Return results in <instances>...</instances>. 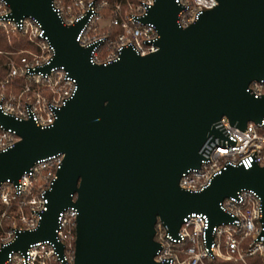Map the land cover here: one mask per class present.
I'll list each match as a JSON object with an SVG mask.
<instances>
[{
	"label": "water",
	"instance_id": "1",
	"mask_svg": "<svg viewBox=\"0 0 264 264\" xmlns=\"http://www.w3.org/2000/svg\"><path fill=\"white\" fill-rule=\"evenodd\" d=\"M6 1L14 19H39L56 51L44 69L64 65L78 90L48 130L0 113V122L22 139L0 154V182H18L38 158L67 154L39 229L20 234L0 253V264L13 250L26 252L29 243L55 240L59 213L71 205L79 209L75 264H153L159 220L174 235L190 212L206 213L211 225L232 221L217 202L243 187L260 193L264 222L258 164L249 171L227 166L199 195L177 183L187 168L200 166L199 150L209 136H225L211 128L214 121L227 114L245 128L264 118V96L257 100L244 91L264 78V0H220L183 31L175 24L182 6L156 0L142 20L157 25L161 50L141 58L127 46L107 67L92 65L93 45L77 40L88 15L63 26L53 0Z\"/></svg>",
	"mask_w": 264,
	"mask_h": 264
},
{
	"label": "built area",
	"instance_id": "2",
	"mask_svg": "<svg viewBox=\"0 0 264 264\" xmlns=\"http://www.w3.org/2000/svg\"><path fill=\"white\" fill-rule=\"evenodd\" d=\"M179 4L182 8L178 12L177 23L192 24L200 15V9H198L195 0H179ZM84 5L86 10H82L79 7V0H53L54 8L63 10V21H66L67 25L74 24L82 17L88 15L77 36V40L85 47L93 45L91 57L95 62L104 63L108 59L115 60L120 56L123 48L127 46H131L137 51L150 52L155 44H158V41L156 42L157 31L155 29L148 30L149 21L142 20L144 9L146 8L143 0H116L114 2H110L109 0H106V2L105 0H93L91 7L88 6V0H84ZM106 6L110 9L109 28L102 30L104 18L102 10ZM205 10L203 9V11ZM0 12H7V16H0V21H2L0 27L4 28L9 36L11 33L22 32L33 42L32 47L20 48L16 56L8 57L5 63L6 71L0 72V96L4 97L3 100H0V103H12L13 106L20 105L26 111L28 117L37 123L42 124L48 119L54 121L55 115L58 116V109L67 100L65 92L71 91L74 88L73 82L66 74L67 69H61L60 65L52 66L50 70L44 69L52 61L51 42L45 34L30 38L31 32L37 28L44 33V29L38 18L24 16L19 20L14 19L10 16L11 9L6 0H0ZM113 26H119L120 30L113 32L111 30ZM25 61L27 62L26 64L24 63ZM13 66L17 68L18 72L24 70L23 75L13 77L11 75ZM69 76L74 78L77 83V79L74 76L70 73ZM248 89L253 94H264V78L252 80ZM12 96H15L17 99L10 100L9 98ZM248 128H253L256 134L264 137V125L260 121H249L245 128L231 124V127L227 130L222 128L225 136L211 135L206 139L199 150L203 155L202 161L204 163L194 168H199L200 171H203L213 163L217 148H237V140H240L241 143L244 142V133L247 132ZM5 136L9 140L18 141L20 139L15 129L11 127L7 128L3 125L0 126V140ZM251 150L255 151V149ZM254 158H258L260 163L264 164V150L256 152ZM62 160L63 154H60L58 157L56 155H49L34 163L28 169L29 174L27 178L31 182L30 191H21L18 188L19 181L15 182L7 179L0 182V193L7 192L10 199L9 205H5L0 201V226L2 228L0 236L9 231H15L16 233L21 231L24 228V220H28L29 222L33 220L39 221L40 215L43 217L44 212L41 213L43 206L40 200L42 194H46V198L49 201L46 193L47 187L51 183V177L58 173V165ZM219 164L221 168L225 166L223 160H220ZM194 175L195 173H189L188 178L191 179ZM254 190L257 194L247 190L241 191L239 195H236L235 202L232 204H228L229 196L225 197L224 211L231 215V212L239 210L244 215H250L255 208L260 212L261 217H263L262 197L256 189ZM235 194H231L230 196H234ZM72 195L75 200L77 194L74 193ZM32 199L37 200L35 206L27 203ZM34 208L37 210L34 211ZM76 208L75 205H71L60 211L59 219L61 223L60 226L58 224L55 240L46 238L31 243V251L38 253L34 262L31 255H29L28 247L26 252L21 250L11 251L13 259L9 261L7 258L2 264H21V261H23V264H75ZM231 216L233 217L232 221H223L213 225L210 223V228L207 230V243L205 244L203 240H200L196 245H193L188 239L179 243H172L168 239L169 234L179 240L178 235L171 233L167 225L159 220L156 225L155 238L160 245L164 246L161 248V253L167 251L168 245L171 244L172 252L179 258L180 264H183L184 260L189 259L187 256V249L189 247H196L197 250H200L201 247L210 249L215 242L220 252L224 255L236 257V259L232 260L235 264H245V262L246 264H264V257H261L259 253L252 255V249L258 243H264V231L260 232L255 241H253L251 236L244 238L245 229L234 222L240 220V216ZM200 219L201 217L197 215L186 217L179 231L187 229L191 232L194 224L199 222ZM5 220L7 221L6 224L4 223ZM254 223L257 227H264L262 219H258ZM13 225H15V228H13ZM211 227H218L223 234L216 237L211 232ZM228 237L238 242L239 250L245 258L244 261L238 259V252L231 251L227 243ZM59 243L63 244L62 252L58 249ZM254 256H257L258 260L250 262L249 258ZM218 259L220 258L209 251L208 256L203 258L201 264H214L215 260Z\"/></svg>",
	"mask_w": 264,
	"mask_h": 264
},
{
	"label": "clouds",
	"instance_id": "3",
	"mask_svg": "<svg viewBox=\"0 0 264 264\" xmlns=\"http://www.w3.org/2000/svg\"><path fill=\"white\" fill-rule=\"evenodd\" d=\"M176 2L177 4H179V0H176ZM92 3H93V0H88L89 7H91ZM195 3L198 9H200V15L190 25L179 24L175 22L178 29L182 31L187 30L191 25H193L194 23L198 21L200 16L204 13L203 9H207V11L214 10L215 8L219 7L220 0H195ZM143 4L146 5V8L144 9V15H143V18H145L147 17L149 13V9L155 7L156 0H143ZM79 7L82 10H86L85 5H84V0H79ZM53 11L56 12L57 16L63 21V10L53 9ZM69 11H71V9H69ZM0 16H7V12H0ZM0 23H2V21H0ZM38 23L40 22L38 21ZM66 25H67V22L63 21V26H66ZM125 27H127V25H125ZM151 29H155L157 31L158 35L156 37V42L159 41L161 39V35L155 23L149 21L148 30H151ZM37 35L43 36L44 33L43 31H40L39 28H37L31 32L30 38H35V36ZM50 49H51V58L53 60V58L56 55V51L52 43L50 44ZM132 50L136 54H138L141 58H144L150 54H155L159 52L161 49H160V46L156 43L150 52L137 51L135 48H132ZM120 59H121V54L115 60L108 59L107 62H104L101 65L100 63L95 62L91 56L89 57V61L92 65L105 66V67L109 66L112 63L119 62ZM24 63L26 64L27 62L25 61ZM59 67L61 69L66 70L64 65H60ZM23 71L24 70H20L18 72L17 68L13 66L11 75L13 77H16L18 75L22 76ZM66 74L68 78L73 82L74 88L71 91L65 92V95L67 96V100L64 102L63 107L66 106L68 101L74 99L75 94L78 90V84L76 83L75 79L69 76V73L67 70H66ZM244 91L247 95L252 96L254 99H257V100L262 99V95H264V94L250 93L247 87L245 88ZM3 99L4 97L0 96V100H3ZM9 99L16 100L17 98L15 96H12ZM107 103L108 102L105 101V106H107ZM63 107L59 108L58 110L62 109ZM0 113H3L5 117L13 118L18 123H26L30 120L26 111L20 105L13 106L12 103H0ZM57 119H58V116L55 115L54 121L51 119H48L42 124L37 123L35 120H33V122L38 128H40L41 131H44V130H48L54 127L55 121ZM99 119L100 118L97 117V121ZM237 122L238 120L236 121V123ZM260 123L264 125V118L260 120ZM231 124L233 123L230 117L227 114H225L221 116V118L218 121H214L213 124L211 125V128L216 129V130H221L223 128L227 130L228 128L231 127ZM0 126H3V124L0 123ZM20 142H22V139L20 141L9 140L8 137L5 136L2 140H0V154H6L9 150L14 149V147ZM237 145L238 147L235 149H226L222 147L217 148L216 153H215V161L211 163L208 167H206L203 171H200L199 168H192V167H189L185 171H183L177 182L180 190L188 192L189 194H195V195L201 194L202 192H204L207 188L211 186L213 180L218 175H221L222 171L226 170L227 166L229 165L232 166L233 168H239L240 166H243V169L245 171H249L253 168L254 164H258L262 169H264V164L260 163V160L258 158H254L256 152H260L264 150V137H261L260 135L256 134L253 128H248L247 132L244 133V142L241 143L240 140H237ZM251 149H255V151H252ZM60 154H63V160L58 165V170L61 169L62 162L65 160L67 154L65 152H58V153H54L50 155V156L56 155L58 157ZM198 155H201L199 151H198ZM44 158L45 157L38 158L36 162ZM220 160H223L225 163V166L223 168H221L219 164ZM201 163H204V162L200 161V164ZM189 173H195L194 177L189 179L188 178ZM28 174H29V170H26L18 178V181H19L18 188L21 191L23 190L30 191L31 189V182L27 178ZM58 178L59 177L57 174L51 177V183L47 187V192H51L54 190L53 186H54L55 181ZM243 190L256 193L254 189L240 188L239 190H237L234 196L228 197V204H232L233 202H235L236 195H239V193ZM71 196H72V193H70V198ZM0 201H2L5 205H9L10 204L9 194L7 192L0 193ZM27 203H29L32 206H35L37 204V200L32 199L28 201ZM40 203L43 206L41 213L47 211V204L49 203V201L46 198V194H42ZM217 204H218V208L223 212L225 210L224 209V199L221 201H218ZM76 209H77L76 216L78 217L79 209L78 208ZM36 210L37 209L34 208V211ZM191 215H197L201 217V219L199 220V222L194 224L191 232H189L187 229H181L177 234L179 237V240H177L176 238L172 237L169 234L168 239L172 243H179L185 239H188L193 245H196L198 241L200 240H203L205 244L207 243V235H208L207 230L210 228L209 217L207 216L206 213H203V212H199V213L190 212L187 214L186 217H189ZM231 215L240 216V220H236L234 222L237 223L240 227L245 229L244 238H248L249 236H251L253 241H255L256 237L259 236L260 232L264 231V227H257V225L254 223V221L258 219H262L260 212L255 208L252 210L250 215H244L239 210L231 212ZM41 220H42V215H40L39 221L33 220L29 222L28 220H24L23 221L24 228L19 232V234H17L15 231H9L3 234L2 236H0V253H3L5 249H11V246L15 244V242L19 239L20 234L24 232H28V233L36 232L39 229ZM241 221H243V223H241ZM57 222L60 226L61 222H60L59 216H58ZM13 228H15V225H13ZM57 230L58 228L56 229V233H57ZM211 232L216 237H219L220 235L223 234L222 231L218 227H211ZM227 243L231 251L239 253L238 259L240 261H244L245 258H244L243 253L240 252L239 250L238 242L233 240L231 237H228ZM30 246H31V243H29V255H31L32 261L34 262L38 253L31 251ZM163 247H164L163 245H160V247L156 249L155 255L152 257L153 264H180L179 258L171 250V244L168 245L167 251L161 253V248ZM209 251H211L216 257L220 258L221 260L232 261L236 259V257H233L232 255H224L222 252H220L218 245L214 242L210 249L201 247L200 250H197L196 247H189L187 249V256L189 257V259L184 260L183 264H201L203 258L208 256ZM256 253H259L261 257H264V243H258L257 246L252 249V255H256ZM157 257L159 258L157 259ZM8 259L9 261L13 259V255L10 252L8 253ZM21 264H23V261H21Z\"/></svg>",
	"mask_w": 264,
	"mask_h": 264
},
{
	"label": "trees",
	"instance_id": "4",
	"mask_svg": "<svg viewBox=\"0 0 264 264\" xmlns=\"http://www.w3.org/2000/svg\"><path fill=\"white\" fill-rule=\"evenodd\" d=\"M111 2H114L116 0H110ZM111 30L113 32L119 31V26H113L111 27ZM29 44H33V42L28 38V36L22 32H20L19 35L13 36L9 38V35L7 34L6 30L2 27H0V72L6 71V61L9 56H16L17 51L20 48H23L24 46H27ZM4 223L6 224L7 221L5 220ZM1 226H0V233H1ZM257 256L250 257L249 261L254 262L257 261ZM214 264H235L233 261H226V260H215ZM241 264V263H239Z\"/></svg>",
	"mask_w": 264,
	"mask_h": 264
},
{
	"label": "rangeland",
	"instance_id": "5",
	"mask_svg": "<svg viewBox=\"0 0 264 264\" xmlns=\"http://www.w3.org/2000/svg\"><path fill=\"white\" fill-rule=\"evenodd\" d=\"M102 12H103V15H104V18H103V26H102L103 28H102V30H106L107 28H109V26H108L109 25V20H110V9H109V7H107V6L104 7L103 10H102ZM19 34H20V32L11 33V35L9 36V38H11L13 36H17ZM32 45L33 44H29V45L24 46V47H32ZM1 73H3V72H1Z\"/></svg>",
	"mask_w": 264,
	"mask_h": 264
}]
</instances>
